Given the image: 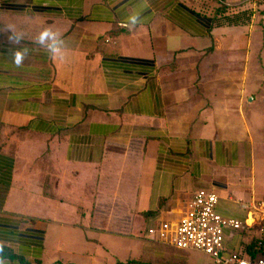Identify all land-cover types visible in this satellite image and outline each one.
<instances>
[{
    "label": "crops",
    "instance_id": "crops-1",
    "mask_svg": "<svg viewBox=\"0 0 264 264\" xmlns=\"http://www.w3.org/2000/svg\"><path fill=\"white\" fill-rule=\"evenodd\" d=\"M240 12L243 24L225 23ZM46 27L65 61L35 43ZM25 47L17 68L11 52ZM260 53L264 0H0L6 264H122L120 252L124 264H186L143 237L198 190L247 226L224 230L225 251L241 253L264 203Z\"/></svg>",
    "mask_w": 264,
    "mask_h": 264
},
{
    "label": "built area",
    "instance_id": "built-area-1",
    "mask_svg": "<svg viewBox=\"0 0 264 264\" xmlns=\"http://www.w3.org/2000/svg\"><path fill=\"white\" fill-rule=\"evenodd\" d=\"M217 202L215 193L198 190L179 219L149 226L143 239L178 251L201 253L212 258L215 264H264V203L253 207L255 218L251 216L247 223L250 227L254 224L259 227V253L251 260L241 253L225 251L224 230L243 232L247 226L218 215Z\"/></svg>",
    "mask_w": 264,
    "mask_h": 264
},
{
    "label": "clouds",
    "instance_id": "clouds-1",
    "mask_svg": "<svg viewBox=\"0 0 264 264\" xmlns=\"http://www.w3.org/2000/svg\"><path fill=\"white\" fill-rule=\"evenodd\" d=\"M11 35H9V41L20 44L23 40V33L15 31L13 28H9ZM35 43L42 47L53 59L59 62H63L66 59L67 42L61 37L60 33L54 31L50 27L44 28L35 39ZM30 50L28 48H19L11 52L12 64L20 68L23 66L24 60L29 55ZM0 264H6L4 259L0 257Z\"/></svg>",
    "mask_w": 264,
    "mask_h": 264
},
{
    "label": "trees",
    "instance_id": "trees-1",
    "mask_svg": "<svg viewBox=\"0 0 264 264\" xmlns=\"http://www.w3.org/2000/svg\"><path fill=\"white\" fill-rule=\"evenodd\" d=\"M246 13H232L230 14L229 17L225 18V23H227L228 25H237V24H243L248 17L245 16ZM257 245H258V239H256L255 241H251L248 244H245L243 246V251L241 252V254L243 256H247L249 257V259L253 260L256 255L259 253L258 249H257ZM0 257L4 258H13L14 255L12 254V252L6 248L0 247ZM21 264H28L25 263L24 261H21Z\"/></svg>",
    "mask_w": 264,
    "mask_h": 264
},
{
    "label": "rangeland",
    "instance_id": "rangeland-1",
    "mask_svg": "<svg viewBox=\"0 0 264 264\" xmlns=\"http://www.w3.org/2000/svg\"><path fill=\"white\" fill-rule=\"evenodd\" d=\"M257 54H259L257 52ZM261 54V53H260ZM262 55V54H261ZM262 62H264V55H262ZM262 69V70H261ZM260 71H262L264 73V64L263 67H261ZM260 89H261V95L264 96V80H262V82L260 83ZM260 92V91H259ZM258 110L260 111V113H264V102L260 105L257 106ZM264 134V133H263ZM143 235V232L141 233V236ZM253 239H257L259 237V227L256 226L253 229ZM162 247V246H160ZM163 249V248H162ZM186 253V252H184ZM189 257V262H187L186 264H215L214 260L210 257L204 256L203 254H199V253H193V252H187ZM124 255H122V253H118V258L119 259H115L116 262H120L123 261L124 263L127 262L125 260H123ZM128 258V257H127ZM122 263V262H121ZM122 263V264H124ZM183 264V263H182Z\"/></svg>",
    "mask_w": 264,
    "mask_h": 264
}]
</instances>
